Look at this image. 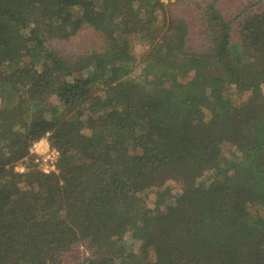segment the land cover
Returning <instances> with one entry per match:
<instances>
[{
  "label": "trees",
  "instance_id": "obj_1",
  "mask_svg": "<svg viewBox=\"0 0 264 264\" xmlns=\"http://www.w3.org/2000/svg\"><path fill=\"white\" fill-rule=\"evenodd\" d=\"M220 2L199 6L201 53L189 47L188 20L162 0H0V264H64L81 245L91 264H264L260 98L244 113L237 161H222L217 125L204 121L207 111L233 114L225 86L264 56V11L235 24L245 12L228 19ZM84 29L99 35V51L69 61L49 44ZM259 68L247 75L252 93ZM44 137L59 152L50 173L30 153ZM198 172L211 191L188 226L174 187L206 186Z\"/></svg>",
  "mask_w": 264,
  "mask_h": 264
},
{
  "label": "rangeland",
  "instance_id": "obj_2",
  "mask_svg": "<svg viewBox=\"0 0 264 264\" xmlns=\"http://www.w3.org/2000/svg\"><path fill=\"white\" fill-rule=\"evenodd\" d=\"M162 1L168 6L171 13L182 15L188 20L190 30L189 47L192 51L201 53L208 51L209 43L204 35L206 27L199 9V6L202 5L204 0H185L182 4H174L170 0ZM220 8L228 19H233L245 12L246 15L244 17L242 16V18L235 23L239 24L243 18L264 11V0H221ZM49 44L53 50L63 56V58L73 61L80 54H88L92 52V50L99 51L102 46V41L96 32L90 29H84L70 40H53L50 41ZM260 66H264V56L247 59L245 63L240 66L241 69L239 75L236 77L238 83H235L233 74L230 75L229 81H233L226 84L225 91L232 96L236 104L231 116H229V114L220 115L219 113L209 111H207L204 116V121L207 122L209 127L212 124L217 125L216 131L218 136L222 137L221 148L222 161L224 163H229L232 159L237 161L238 155L234 153L232 154V151L233 148H235V139L240 136L241 131L245 127V124L242 122L244 121V113H247L252 109L250 98H260L259 106H261V114L264 116V101H262V99H264V83L261 86H257L256 91L252 93L251 89H254L256 84L247 77V75L251 73L254 76L259 73ZM216 74H218L217 71ZM195 75V71H190L188 73V80ZM242 76L244 78H242ZM226 92H224L225 95ZM95 118V116H91L90 118L85 119L87 124L86 127L92 126L95 122L93 119ZM190 120L191 118L188 116V121ZM23 165H18L17 168L20 169L21 167H24L25 172H28L27 165ZM196 174L199 177L202 176L201 180H204L207 184L206 186H196L188 181L186 184L177 183L178 185L175 184L174 187L180 194L182 193L185 200H187L189 215L188 226L191 224L190 221L193 220V217L196 216V210L194 208L205 206L208 201V194L211 191L210 182L205 178L206 174L203 172H198ZM229 185L230 188H232L235 185V181H229ZM236 192L241 194L238 191ZM166 208L167 206L163 208L162 214L167 216V222L172 223L173 221L168 216L172 210ZM124 231V229L118 231L120 237L123 236ZM125 243L128 250L132 252L135 251L137 254L143 249V245L139 242L133 241L129 235L125 237ZM92 259H95L93 253L84 245H81L65 255L64 264H91Z\"/></svg>",
  "mask_w": 264,
  "mask_h": 264
},
{
  "label": "built area",
  "instance_id": "obj_3",
  "mask_svg": "<svg viewBox=\"0 0 264 264\" xmlns=\"http://www.w3.org/2000/svg\"><path fill=\"white\" fill-rule=\"evenodd\" d=\"M30 153L31 155L37 157V161L40 163L41 169H43L44 173L55 171L59 161V152L51 147L47 137L35 142L30 150ZM17 171L24 172L25 168H17Z\"/></svg>",
  "mask_w": 264,
  "mask_h": 264
}]
</instances>
